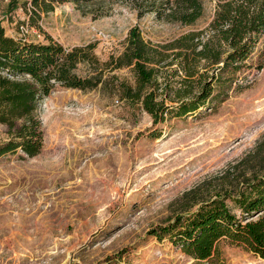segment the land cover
Here are the masks:
<instances>
[{"label": "rangeland", "instance_id": "1", "mask_svg": "<svg viewBox=\"0 0 264 264\" xmlns=\"http://www.w3.org/2000/svg\"><path fill=\"white\" fill-rule=\"evenodd\" d=\"M22 1L0 0L7 34L35 41L49 34L66 47L92 42L103 70L93 88L57 85L41 99L38 154H0V264H264L227 240L219 260L197 261L150 232L215 196L239 216L231 197L264 174V33L236 71L213 81L209 106L155 122L140 102L121 95L120 82H135L132 65L102 62L124 49L137 25L165 56L154 63L149 88L167 101L194 94L215 63L194 62L193 52L176 56L187 52L176 40L209 30L218 0H203L191 24L137 16L116 0H66L41 13L40 27L28 23ZM75 70L89 75L93 65L80 62ZM7 135L0 123V141Z\"/></svg>", "mask_w": 264, "mask_h": 264}, {"label": "trees", "instance_id": "2", "mask_svg": "<svg viewBox=\"0 0 264 264\" xmlns=\"http://www.w3.org/2000/svg\"><path fill=\"white\" fill-rule=\"evenodd\" d=\"M62 1L66 0L22 1L28 23L40 27L41 13L47 14ZM70 1L82 5L98 0ZM116 1L134 10L137 16L152 13L157 19L181 24H191L203 13V0ZM217 5L209 30L189 32L176 40L187 51L177 49L176 56L185 54L187 59L193 52L192 61L205 58L215 63L207 78L195 82L198 89L190 96L167 101L158 98L149 88L155 81L154 63L165 56L158 55L159 50L144 38L137 25L129 28L124 49L102 62L111 67L132 65L135 82L133 85L120 82L121 95L140 102L155 122L209 106L215 97L213 81L222 79V73L236 71L264 33V0H218ZM204 32L207 40H203ZM45 37V41L18 39L7 34L0 23V123L6 126L8 134L0 141V154L20 150L33 156L40 152L44 133L37 108L41 99L57 85L89 89L102 80L103 67L93 52L94 43L66 47L49 34ZM80 62L93 65V73H77L75 69ZM193 65L186 66L190 77L195 72ZM231 199L240 210L239 216L223 197L215 196L189 213L151 228L150 232L159 239L168 237L197 261L219 260L220 243L226 240L264 258V174L245 184Z\"/></svg>", "mask_w": 264, "mask_h": 264}]
</instances>
